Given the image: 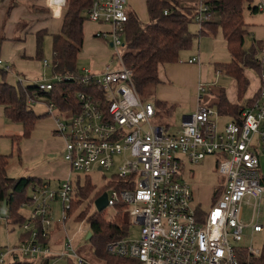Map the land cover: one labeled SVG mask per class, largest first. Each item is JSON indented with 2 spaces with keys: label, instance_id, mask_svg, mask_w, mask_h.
Segmentation results:
<instances>
[{
  "label": "built area",
  "instance_id": "2783aa9c",
  "mask_svg": "<svg viewBox=\"0 0 264 264\" xmlns=\"http://www.w3.org/2000/svg\"><path fill=\"white\" fill-rule=\"evenodd\" d=\"M257 2L258 11L264 12V0ZM127 4V0H93L87 10L88 20L110 25L98 35L109 38L113 49L104 71L85 69L82 74L81 80L92 84L95 91L78 92L81 108L70 115L61 114L54 102L48 103L72 169L88 174L115 168L119 181L127 184L107 191L109 206L130 205V215L141 225V234L137 239L112 240L107 250L115 256L137 258L139 264H244L240 254L246 251L247 264H252L261 250L237 247L236 242L244 239L249 226L254 233L264 232L260 221L264 209V42L258 56L261 84L239 119L230 117L221 125L216 108L199 105L182 113L173 131L171 125L152 122L158 107L141 100L133 69L125 62ZM196 8L194 21L200 27L215 19L209 0H200ZM197 61L195 56L188 62ZM0 66L10 71V65L1 59ZM64 79L55 74L51 82L34 84L39 90H51L54 82ZM200 91H206L203 84ZM38 100L37 94L30 98L33 103ZM209 155L217 156V171L225 179L215 189L213 206L200 214L191 185L180 178L181 168L186 160L199 163ZM75 198L74 182L69 178L58 189L47 182L33 187L31 201L23 204L32 205L33 212L22 227L29 230L36 225V230L21 246L1 252L0 264H6L9 255L19 258L20 253L44 258L72 256L78 264H95L74 250L71 240L66 243L67 251L60 254L38 241V225L44 236L49 235L51 202L61 203L67 220ZM245 206L254 208L251 223L246 221Z\"/></svg>",
  "mask_w": 264,
  "mask_h": 264
},
{
  "label": "trees",
  "instance_id": "16d2710c",
  "mask_svg": "<svg viewBox=\"0 0 264 264\" xmlns=\"http://www.w3.org/2000/svg\"><path fill=\"white\" fill-rule=\"evenodd\" d=\"M5 0H0V3ZM93 0H67L63 25L61 32L54 35L53 50L54 57L52 70L54 75H61L65 79L56 81L51 90H39L33 84L24 85L18 82L12 85L6 81L8 70L0 66V105L4 107L5 115L12 122L22 123L24 133L19 139L29 137L35 129L39 119L47 116L48 112L38 113L30 106V98L37 94L39 98L45 99L47 103L54 102L61 114L70 115L78 112L81 108V101L77 93L80 91H95L92 84H87L81 80L83 72L78 67L79 53L83 49L84 24L87 18V10L92 5ZM13 0L8 12L17 4ZM211 10L218 15L210 22L204 23L200 28V35H213L221 28L226 40L227 48L233 60L227 63H216V68L222 73L237 79L239 84V94L242 98L250 83L245 74V69H253L260 72V62L258 58L260 43L253 44L250 49H246V40L250 35L248 24L245 20V9L250 12H257L256 0H209ZM150 21H142L135 12L129 11V19L126 22V52L125 62L133 69V80L138 92L144 90L149 85H157L161 82L160 66L165 63L178 62L183 51L190 50L198 34L191 31L190 25L196 23V7L180 6L177 0H147ZM166 11H168L166 13ZM217 17V16H216ZM44 33L38 34V54L43 58ZM5 36L0 37V45ZM258 92V91H257ZM257 94V93H256ZM255 94V95H256ZM254 95V96H255ZM253 96V98H254ZM252 99L248 102L250 104ZM158 107L164 108L167 112H172V107L164 101H157ZM217 110L220 114L228 115L239 119L244 107L231 103L226 93L221 89ZM21 156V149L18 148ZM11 161V155L0 153V208L4 200H8L7 220L15 226H21L28 221V217L22 212L24 203L31 201L29 189L42 184V180L32 176L10 177L7 167ZM88 176V175H87ZM264 182V179H263ZM122 181H113L110 187H126ZM75 196L70 213L75 212L83 204L85 199L92 196L95 187L91 181L84 185L80 182V177L74 188ZM103 191L97 192L93 198H98ZM217 199V197H216ZM117 212L111 219H107L103 212L96 211L89 215L88 212L79 213L77 220H88L91 225V239L96 244L95 253L102 259H106L107 264H139V260L133 257H114L107 250V244L115 239L123 238L128 232L129 222L126 220L125 208L127 204L119 202L116 204ZM199 210V209H198ZM200 214L202 210H199ZM39 227L38 241L47 244L49 235L42 234V227ZM21 236L23 241L31 238L32 229ZM241 260L247 264L248 254L241 252ZM49 257L45 259L48 261ZM252 264H264V245L258 257L253 258ZM11 264H32L31 262H21L19 258Z\"/></svg>",
  "mask_w": 264,
  "mask_h": 264
},
{
  "label": "crops",
  "instance_id": "0c3cea01",
  "mask_svg": "<svg viewBox=\"0 0 264 264\" xmlns=\"http://www.w3.org/2000/svg\"><path fill=\"white\" fill-rule=\"evenodd\" d=\"M12 1L5 0L0 3V37L5 36L0 45V59L3 63L10 65V71L6 76L8 83L12 85L18 82H23L24 85L33 84L48 77L47 69L51 67L50 61L44 57V54L42 59L37 57V36L40 32H43L45 34L44 39L45 36L51 37L53 46L54 35L61 32L67 5L54 4L51 0H17L18 3L8 12ZM127 1L128 12H135L144 22L150 21L147 0ZM177 1L183 7H197L200 3V0ZM259 12L261 11L250 13L256 14ZM216 16L215 18L218 19L217 14ZM247 28L250 31L251 42L245 48L248 50L255 43H260L262 47L264 26L250 25ZM109 29V24L88 19L85 21L83 49L79 53L78 62L81 58H90L93 69L101 63L98 72L104 71L112 56H109L112 49L111 40L101 37L98 32ZM45 45L46 42L44 41ZM52 52L54 56L53 49ZM197 58L199 59V57ZM45 61L48 63L47 65ZM196 63H189L180 59L178 62L161 65V82L155 85L158 100L166 102L173 109L174 106L180 105L183 109L189 108V111L202 105L201 97L203 93L200 91L201 84L198 86L196 82V73L199 69L196 68ZM252 71L253 69H245V74L250 83L242 98L239 94L238 81L232 76V79L225 78L221 80L219 93L223 89L231 103L246 107L257 93L261 84L260 72L259 77H256ZM219 72L222 73L221 71ZM0 80H2L1 75ZM184 112L187 111H182L181 114ZM23 133V124L8 120L4 107L0 105V153L11 155V158H15L16 150L18 153V148L21 149V156L18 154L19 171L11 177L32 176L42 180L43 183H49L50 187L54 189H58L60 184L65 181L64 179L72 178L74 170L65 160V140L56 129L54 116L47 114V116L39 119L32 134L29 137L19 139ZM15 159L17 160V158ZM77 181L73 180L74 188ZM26 207L33 208L32 205H26ZM0 220L9 222L4 217L0 218ZM19 227L23 228L22 225ZM44 262H49V260Z\"/></svg>",
  "mask_w": 264,
  "mask_h": 264
},
{
  "label": "rangeland",
  "instance_id": "374dc122",
  "mask_svg": "<svg viewBox=\"0 0 264 264\" xmlns=\"http://www.w3.org/2000/svg\"><path fill=\"white\" fill-rule=\"evenodd\" d=\"M257 1L258 0H256V2ZM245 20L249 26H264V13H250L249 9L246 8ZM190 29L195 34H198V36L194 41L193 47L190 50L182 52L181 59L188 62L192 57H199L196 63V68H199L196 73V82L198 86L199 84H203L206 90L205 92H203L201 97L202 105L213 106L217 109L216 103L218 101L219 90L221 88V80L225 78H232L231 76L222 74L217 71L216 63L231 62L233 60V56L227 48L226 40L221 28H219L218 32L213 35H200L201 28L195 23H192L190 25ZM107 39L110 40L109 38ZM44 41L46 42V45L43 47V54L44 57H46L50 61L51 67L47 69L48 77L43 78L42 81L51 82L54 78V74L52 71L54 56L52 52L53 46L51 37L45 36ZM250 42L251 40L249 35L247 37L245 47L249 46ZM125 52L126 48L123 49V53ZM111 55H113V49H111L109 56ZM78 66L81 72H84L86 68L91 69L93 72H98L101 63H99L97 66H95V69H93L90 58H81L78 62ZM252 72L256 77H259V72L257 70H253ZM139 95L143 102L152 103L156 107H158V95L155 85H149L144 90L140 91ZM30 103V106L34 108L38 113H45L49 110L48 103L45 99L39 98L37 102ZM172 110L173 112L170 113L167 112L164 108L158 109L157 115L152 119V122L156 124H164L165 126L171 125V129L173 131L176 130L179 126V118L181 112L189 111L190 109H183L179 105L174 106V109L172 108ZM217 118L221 125L227 123L230 120V116L220 113ZM14 156L18 161L15 158H11V161L7 167V172L10 177L16 175L20 168L17 150ZM217 163L218 160L216 155L206 156L199 163H193L188 160L183 162L180 178L184 179L191 185L193 192V201L199 210L207 211L213 206L216 200L215 189L225 179L224 175L218 173ZM262 171L264 173V159L262 163ZM115 173V168H113L111 171L104 172L95 170L88 174H84L76 170L72 172V180H78V178L80 177L81 183L83 185L87 181H91L92 185L95 187V192L92 196L83 201V204L78 208L77 211L73 213L71 212L67 220H65L63 207L61 206V204L59 202H51L53 220L52 226L49 230L50 240L47 243V246L51 249L52 252L60 254L67 251L66 243L71 240L74 250L83 255L88 261L95 264H107L106 259L100 258L95 253L96 244L91 239V237L89 238V234L91 232V225L89 221L77 220V217L83 210L88 212L89 215H92L96 211H98L95 203V200L97 198L95 199L93 197L97 192L110 190L112 188L110 187L111 182L119 181ZM31 192L32 190L29 189V193ZM77 198L78 197L76 196L75 199ZM21 209L23 214L25 216L27 215L29 220L33 212V208L23 206ZM130 209V205H127V207L125 208V218L129 222L128 232L125 235V238L137 239L141 234V225L133 222L132 216L130 215ZM98 212H103L104 216L107 219H111L115 216L117 209L115 206L108 205L104 210ZM253 212V206H245V217L248 223L252 222ZM2 217L6 219L5 216ZM260 221L264 223V209L261 212ZM31 229L36 230V225H34ZM26 232L27 231L24 228L13 226L10 222L7 223L6 220H0V253L5 252V250H8V248H13L18 245L21 246V242L23 241L21 239V236ZM244 234V239L242 241L236 242L237 247L253 246L254 248L260 250L263 248L264 232L254 233L251 226H249L245 230ZM57 255L58 254H54V256L49 257V262H44L46 258L25 256L23 253H20L18 256L21 262L27 261L31 262L32 264H78L76 259L72 256L59 257ZM111 255L114 257H119L113 254ZM248 259H250V257H248ZM7 261L8 262L6 264H11L15 261V259H13V256L9 255L7 256Z\"/></svg>",
  "mask_w": 264,
  "mask_h": 264
},
{
  "label": "water",
  "instance_id": "95a60500",
  "mask_svg": "<svg viewBox=\"0 0 264 264\" xmlns=\"http://www.w3.org/2000/svg\"><path fill=\"white\" fill-rule=\"evenodd\" d=\"M96 206L98 211L104 210L109 205V197L108 192L104 191L96 200H95ZM1 213L3 216L7 215L8 213V200H4L2 206H1ZM92 236V232L89 234V238Z\"/></svg>",
  "mask_w": 264,
  "mask_h": 264
}]
</instances>
